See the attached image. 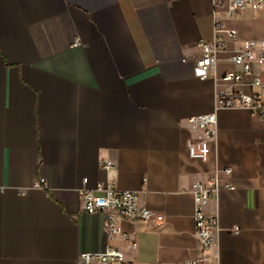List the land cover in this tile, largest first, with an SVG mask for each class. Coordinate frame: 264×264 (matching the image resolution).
<instances>
[{"label": "crops", "instance_id": "1", "mask_svg": "<svg viewBox=\"0 0 264 264\" xmlns=\"http://www.w3.org/2000/svg\"><path fill=\"white\" fill-rule=\"evenodd\" d=\"M212 10L213 0H0V264H77L108 246L131 264L186 262L199 249L193 184L228 167L236 189L207 208L219 221L208 264H264V114L218 110L208 159L188 154L201 135L190 118L214 111L222 76L239 69L222 60L199 76ZM222 16L238 33L230 49L264 39V10ZM254 70L264 78V62ZM104 181L163 222L117 220L129 240L106 234L104 213L80 200Z\"/></svg>", "mask_w": 264, "mask_h": 264}, {"label": "built area", "instance_id": "2", "mask_svg": "<svg viewBox=\"0 0 264 264\" xmlns=\"http://www.w3.org/2000/svg\"><path fill=\"white\" fill-rule=\"evenodd\" d=\"M251 8L264 10V0H213L212 40L201 39L198 46L201 57L196 61L200 78L215 76L217 63L227 60L237 66L238 70H228L221 80L222 88L215 91V110L198 114L190 122L201 131V135L188 140V154L191 158L207 160L211 152V143L215 140L218 124L217 111L220 109L244 108L254 114H264V78L254 70L255 61L264 62V39L247 40L238 49H230L228 40H233L238 33L226 25L222 13L233 16L237 12ZM74 46L82 45L77 38ZM228 54L227 57H223ZM112 162L103 160L102 168L109 170ZM232 168H216L203 180L193 184L195 201L194 225L199 241L196 257L177 264H208L211 262L210 250L214 243V233L219 230L218 217L207 211L210 201L217 197L221 190H234L236 185L231 181ZM224 174V176H222ZM82 210L89 214L102 212L105 215L104 230L110 236L119 235L124 241L129 234L117 226V220L134 222H152L160 224L164 216L142 204L139 195L134 191L116 188L111 181L97 184L93 189L85 188L80 194ZM135 245L134 243L132 244ZM77 264H131L126 260L123 250L117 246H108L99 252H82Z\"/></svg>", "mask_w": 264, "mask_h": 264}]
</instances>
